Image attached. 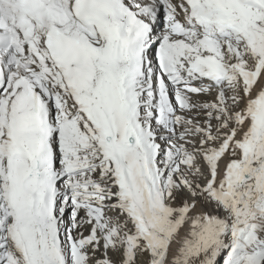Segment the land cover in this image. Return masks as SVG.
Segmentation results:
<instances>
[{"label": "snow or ice", "instance_id": "snow-or-ice-1", "mask_svg": "<svg viewBox=\"0 0 264 264\" xmlns=\"http://www.w3.org/2000/svg\"><path fill=\"white\" fill-rule=\"evenodd\" d=\"M0 264H264V0H0Z\"/></svg>", "mask_w": 264, "mask_h": 264}]
</instances>
